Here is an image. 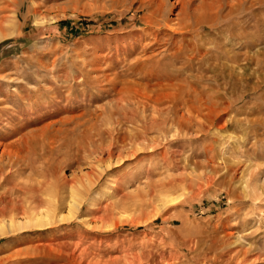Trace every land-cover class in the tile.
Wrapping results in <instances>:
<instances>
[{
	"label": "rangeland",
	"instance_id": "rangeland-1",
	"mask_svg": "<svg viewBox=\"0 0 264 264\" xmlns=\"http://www.w3.org/2000/svg\"><path fill=\"white\" fill-rule=\"evenodd\" d=\"M148 1L0 8V107L24 106V95L20 119L33 122L0 143L39 129L21 143L14 181H43L63 207L71 184L85 197L78 217L0 236V264H264V0L226 6L176 55L182 35ZM191 105L215 111L182 127ZM112 126L127 141L108 164L110 143H122Z\"/></svg>",
	"mask_w": 264,
	"mask_h": 264
},
{
	"label": "bare ground",
	"instance_id": "bare-ground-1",
	"mask_svg": "<svg viewBox=\"0 0 264 264\" xmlns=\"http://www.w3.org/2000/svg\"><path fill=\"white\" fill-rule=\"evenodd\" d=\"M193 1H195V0H171V3L169 4L171 9L174 6H180V10L178 12H176L175 17L172 19L170 16H168L169 14L167 15L166 13L165 14L163 13L164 8H165V0H151L150 3L147 4L152 9L154 14L159 15V16L161 15V18L164 19V22L168 23L169 21L174 20V24L172 25V28H173L172 33H178V34L182 35V37H180V38H182V41H183L179 44H176V42L173 41V42H175V46L173 47L174 49L172 52L175 53V55L177 53L184 52V50L186 48V47H184L185 46L184 42H186L187 45L191 43V40H189L190 37H188L189 30H191V29L196 30V33H197V31L204 25H207L208 27L217 26V24L219 23V19L225 18L226 14H227V13L225 15L222 14L223 8H226V6H228L229 9L230 8L231 9L232 8H238L239 6L236 7L238 3L235 1L241 2V0H199V3L197 4V6H194ZM243 1H245V0H243ZM18 2H19V0H0V8H5V9L15 8V7L17 8ZM248 3L249 4L244 5V6H246V8H252L253 0H248ZM157 18H158L157 16L154 18H151V19H149V22L153 23V24H155V23L160 24L159 21H156ZM3 22L0 21V38L5 35V33H3V29H2V23ZM163 24L166 25L165 23H163ZM191 37H193V36H191ZM176 39H178V37ZM194 50H196V49H194ZM172 52H170V53H172ZM199 52H200V49H199ZM186 53H184V54H186ZM189 56L191 57V55H188V58H189ZM191 65H192V63H191ZM199 67H200V65H199ZM164 87H166V86H164ZM178 92H179V90H178ZM21 96L22 95H19V98H21V100L25 103L24 106H26L27 103L25 102V99H24L25 96L23 95L24 98H22L23 96L22 97ZM176 101H178V100H176ZM1 102L4 103L2 100H0V103ZM24 106H18V107L17 106H15V107L2 106V107H0V133L4 132L7 127H10L13 132L17 128H18L17 130L20 131V130H22L20 128H23V126H26L32 122V121L31 122H24L22 119H20V118H22L21 114H24L23 113L25 110ZM174 106H175V104H174ZM197 106H194V105L188 106L187 110L186 111L184 110V112H182L178 116H177V114H178L177 113L176 114V116H177L176 122L182 127L183 126L190 127V125H191L190 123L193 122L194 119H200V118L205 119L208 117L211 118L213 116V111H215V109L206 107L207 110L204 111L202 109L203 106L202 107H199V106L197 107ZM169 109H170V107H169ZM4 110H5V112L10 113L11 115L10 116L7 115V118H4L5 117V116L3 117V115H4L3 111ZM170 110H172V109H170ZM162 112H164V111H162ZM9 117L12 120H13V117H18V121L20 122V123H18L19 126L18 127L12 126V124H11L12 121H11V119H9ZM6 119L8 121L5 123L4 121ZM212 120H213V118H212ZM174 121H175V119H174ZM49 124H46V125H49ZM13 125H15V124H13ZM117 128H116V126L115 127L112 126L111 129L109 130V132H110L111 136L113 138H115L114 139L115 142L120 141V140L122 141V143L120 145L121 148H120V151H118V152L115 149V151H116L115 152L114 151L115 143L114 142L110 143L111 145L106 150L107 151L106 162L108 164H112L113 162L117 161L116 159L119 156H121L122 148L124 147V145L126 143L125 140L127 139L126 138L127 136L123 137V138H121L122 136H120V135L118 136V134H120L119 133L120 129H117ZM25 129H26V127H25ZM37 129L32 128V129L28 130L27 132L22 133L18 139L14 140L8 144L2 145V143H0V146H2L1 152H0V236L4 235L6 233L8 234V233L14 232V231H22V230H25L29 227L31 228V226H35L36 228H39V229L48 228V227H51L57 221L58 222L59 221H66V220H71L73 217H78L80 214V211L82 209V206H83L82 203H83L85 197L80 195V192L78 191V188L75 184L69 185L70 186L69 200H68L67 206L63 207L61 199L59 197L57 198V195L54 197H51V198L46 197L45 189L43 188V184H44L43 181L40 180L38 183H35L34 182L35 180H34L33 181L34 183H33V182H31V180L28 181L29 178H31L28 176H27L28 180H22L21 181V180L16 179L14 181L16 174H18L17 173L19 170L18 167H21L23 164H26L25 156H24V154H22V151L24 149L21 150L22 149L21 146H23V144H21V143L22 142L27 143V142L31 141V138L34 136ZM40 131H42V130H40ZM137 131L138 130H136V132L131 133L130 137L131 138L135 137L134 139L137 140V138H140L141 135H144V136L148 135V134H146V132L148 130H146L145 127H144V131L143 130H141L140 132H137ZM147 138H149V137H147ZM150 141H152L151 138H150ZM130 146H132V145H130ZM29 154H30V152H29ZM133 154L135 155V152ZM28 156H30V155H28ZM27 163H28V161H27ZM56 173H55V175H56ZM44 175H46V174L44 173ZM19 177H21V176H19ZM60 178H61V176H60ZM11 179H13V181H14L13 185H11L10 187H4V185H3L4 182H7V181L9 182ZM56 180L58 181V179H56ZM50 182H52V180ZM45 203H48V205L43 206Z\"/></svg>",
	"mask_w": 264,
	"mask_h": 264
}]
</instances>
